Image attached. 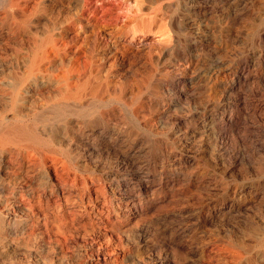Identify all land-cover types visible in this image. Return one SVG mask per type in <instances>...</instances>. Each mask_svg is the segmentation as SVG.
Listing matches in <instances>:
<instances>
[{
	"label": "rangeland",
	"instance_id": "obj_1",
	"mask_svg": "<svg viewBox=\"0 0 264 264\" xmlns=\"http://www.w3.org/2000/svg\"><path fill=\"white\" fill-rule=\"evenodd\" d=\"M7 2L8 0H0V12L6 10V7L8 8ZM45 2L43 5L49 4V0H45ZM91 2L88 6L90 13H92H89L90 16L96 14L97 18L99 17L100 23L105 24L106 28L105 34L101 30L95 29L98 34L96 40L101 50V54L98 57L96 56L98 50H94L90 45L88 32L81 29L76 12L67 6V3L60 4V9L57 12H50L49 10L40 12L41 25L43 26L36 28L48 29L47 35H49V38L56 39L59 44L62 43L63 45L67 44L66 39L62 37L64 29L79 30L81 34L78 41L73 40L67 46L75 47L74 49L82 48L84 50V54H81L80 60L84 62L85 66L91 63L92 60H95L96 68L93 71L90 69V73L88 72L85 80H91L93 77L97 78V80H105L111 88L123 86L125 91L130 94H138L141 91L140 98L135 99L132 103L133 106H138L140 111H142L139 118L140 125L134 126L138 130L140 129L141 135L145 136L147 140L158 142L160 144V151L166 152L164 144H162L165 140L164 137L171 140L176 138L178 136V128H181V131L184 133L186 131L184 141H191V132L195 128L201 129L205 124L204 119H206V116H210V113L215 110L221 111L227 109L228 115H231L230 120L226 121L228 122L226 124V133L218 142H216V139L213 137L214 135L210 132L198 133L194 139L195 141L188 143L184 148L185 150L187 149L186 154L196 156V166L198 168L201 167L202 176L199 178L200 187L198 190H192L188 184H182L172 190H157L154 188L153 191L146 194L136 193L138 197H149L150 201L137 206L136 217L127 220L126 216H122L123 225H126L124 229L129 228L126 232H117L114 233L115 235L105 233V228L108 226V222L105 219L102 220L100 230L93 232L90 227H87L90 225L92 219H99L97 209L101 206V200L95 199L94 191L91 192L92 198H89V196L85 197V204L79 200L74 201L72 199V202H75L74 207L78 208L75 214L70 215L71 218L69 217V221L74 225V228L73 225L69 227L63 225L61 221H46L45 214H41V218L39 217L40 226L34 233H30L29 229L26 230L28 226L23 222L26 216L25 211H18L12 223L3 226L5 227V232H0V264H125L127 260H132V263L127 261L126 264H264V209L260 210V208H264V194H262L264 193V133H261L262 131L264 132V39L260 40L262 37L261 32L264 30V0H224L223 3L216 2L218 3V7H215L213 17L210 19L208 18L209 14L205 15L204 11L207 10L208 6L206 5L208 4L203 0H160L153 3H147L144 0H92ZM143 2L147 6L142 10L141 6L143 7ZM244 3L246 4V8H243ZM10 10L11 12H16L14 8H10ZM135 10L141 14L137 22L142 25V29L126 33L122 30L119 31V29H113L114 26H121L127 14H134ZM244 10L247 15L243 12ZM233 11L238 14L233 15ZM240 12L244 13L243 18L248 17L242 22L236 18ZM227 13L232 14L228 17ZM257 24L259 25L257 26ZM227 35H229V42L226 45L225 38ZM175 38H178L180 41ZM67 39L70 40L69 37ZM208 40L210 41L208 42ZM208 46L212 47L209 48ZM207 49H213L214 51L211 53ZM198 51H201L200 58L203 62L208 64L212 60V57H215L231 64L235 72L237 70L236 67L241 62L248 63L250 65L248 72L251 80L254 82L251 85L252 87L254 86L253 89L251 90L248 87L243 91L244 93L235 92L229 98H223L220 97V81L214 82L209 77H203L200 81L201 85L199 89L208 92L214 88L217 89L218 95L213 98L206 96L202 99H186L181 93V86L184 77L191 74V72L189 71L190 66L184 59H188L194 52L198 54ZM139 53H141L140 56ZM69 55H72V53ZM133 66L134 68H132ZM123 77L126 78L124 79ZM231 77H234V74ZM4 87L7 91L8 86L5 85ZM147 96L152 98L150 102L147 100ZM50 99L52 98L45 97L42 100H38L34 104V108L37 107L39 109L42 103L48 102ZM1 102L6 104V96L0 97ZM5 104H2L4 108L0 107L1 113L5 109H8ZM67 114H69L68 122H70V126L77 127L78 123H82L83 117L80 114V117L78 113L72 116L71 112L68 111ZM56 124L61 125V122H57ZM70 135L74 138L73 134ZM256 135L257 139L255 138ZM251 137H254V139ZM258 145L262 146L261 149ZM252 152L253 154H251ZM172 153H169L170 158H167L165 167H161L163 166L162 155L148 150L146 155L151 160L150 166H154L153 163L156 160L155 166L158 170L153 172L154 168L150 167V174L155 176L154 174H160L166 167L170 168L176 160ZM114 157L113 154L110 156L95 153L91 158L87 159L88 161L86 160L87 166L90 169L86 171L85 166H83L76 167L74 170L81 177L89 176L97 179L101 173L105 174L117 170L115 168L117 167L116 157L115 159ZM173 175L170 174L168 176L164 174L165 180L168 179L167 181L170 182V178ZM4 183L7 185L8 181ZM10 184L13 185V183ZM204 185L207 187H204ZM218 192L221 193L219 194ZM2 195L3 193L0 192V196ZM255 204H258L256 208ZM118 206L121 208L120 211L124 213V210H126L124 209V204L119 203ZM258 206L260 207L258 208ZM106 210L111 212L110 209L104 207V211ZM76 214L78 215L76 216ZM110 216L113 217L114 213L111 212ZM48 233L50 234L49 236L47 235ZM170 233L171 235H169ZM103 237L106 238L103 239ZM243 252L244 256L241 255ZM128 256L133 258L130 259Z\"/></svg>",
	"mask_w": 264,
	"mask_h": 264
},
{
	"label": "bare ground",
	"instance_id": "obj_2",
	"mask_svg": "<svg viewBox=\"0 0 264 264\" xmlns=\"http://www.w3.org/2000/svg\"><path fill=\"white\" fill-rule=\"evenodd\" d=\"M91 1L92 0H49V4L45 6L43 5L44 3H46L45 0H8V2L6 3L8 5V8L6 7L5 8L6 10L0 12V97L6 96V99H7L6 104L3 102L0 103V107L4 108L2 104H5L8 107V109H5L4 112L2 113L0 112V192L3 193V195L0 196V232L1 233L5 232V227L3 226L4 225L6 226L7 224L12 223V220L16 218L18 211H21V210H24L26 213L25 220L23 219L24 220L23 222L26 223V226H28L26 227L27 228L26 230L29 229L30 233H34V231L40 226L39 217L41 214H45L46 221H51V222L61 221L63 222V225L69 227L73 225L70 223L69 217L70 215H74L76 210L78 209L74 207L75 202H72L73 201L72 199H74V201L79 200L80 202L84 203L86 196H89V198L93 197L91 195V192L93 191L95 193V196H94L95 199L101 200L100 208L98 209L96 208L97 211L99 212L98 213L99 219L93 220L91 218L92 221L90 225L87 227H90L93 230V232H95V230H100L102 226L101 225L102 220L105 219L108 222L107 223L108 226L106 228L103 226L106 229L105 233L107 232V233L114 234L117 232L120 233L122 231L126 232L129 228L124 229L126 225L125 226L123 225L122 216L123 215L126 216L127 220H130L136 217L137 206L141 204L142 205L146 204L150 201L149 197L147 196L138 197L136 193L146 194L150 191H153L154 188H156L157 190L158 189H171L172 190L176 188L178 185H182V184H188L192 188V190H195V191L198 190L200 187L199 178L200 176H202V172L200 171L201 167L198 168L196 166V156L186 154L185 152L187 149L185 150L184 148L187 146L188 143H192V141L193 142L195 141L194 139L195 137H197L196 135L198 133L201 134L204 132H210L212 135H214L213 137L216 139V142L220 141L223 135L226 133V124L228 123L226 121L230 120L231 115L230 114L228 115L229 112L227 109H223L221 111L215 110L214 112L210 113V116H206V119H204L205 124L203 127H201V129L195 128L194 131L192 130L193 132H191V136H190L191 141H184V134H186V131L184 133L181 131V128H178L177 130L178 136L176 138L171 140V139H166L164 137L165 140L162 142V144H164L166 152L164 153L163 151H160V148H159L160 144L158 142L147 140L145 136L143 137L141 135L140 129L138 130V128L134 126V125H137V126L140 125L139 118H140V112L142 111H140L138 106L137 107L133 106L132 103L135 99L140 98V94L142 93L141 91L138 94H133V93L130 94L127 91H125L123 86L111 88L109 84L105 82V80L104 81L97 80V78L93 77L92 75L91 76L93 77V79L88 80V81L85 80L90 69L93 71L96 68L95 60H92L91 63L85 66L83 64L84 62L80 60V56L81 54H84V50L82 48L74 49L75 47L72 48L69 45L67 46V44H69L73 40L78 41L80 34H81L79 30L64 29V32L62 33V37L66 39L67 44L65 43L66 45H63L62 43L59 44V42L56 39L49 38V35H47L48 29L36 28V27L43 26L41 25V14H39L40 12L44 10H49L50 12H55V11L57 12V10L59 11L60 9V4L67 3L66 5L72 8L76 12L79 23L81 24V29H84L85 31L88 32L90 43H91L90 45L93 47L94 50H98L96 54V56L98 57L101 54V50L96 40L98 34L95 29L101 30V32L104 33L106 28H105V24L100 23L98 19L99 17L97 18L96 14H93L90 16V14L92 13H90L88 6L90 3H92ZM144 1H146L147 3H153V2H158L160 0H144ZM203 1L208 4L206 6L210 7V8L207 7L206 8L207 10L204 11L205 15L209 14L208 18L210 19L211 17H213V14H214L213 12H214L215 7L217 8L218 3L220 2L223 3L224 0H203ZM245 5L246 4L244 3L243 8H246ZM146 6L147 5L144 3L143 7L141 6V9L143 10ZM10 8H14L16 12L14 11L11 12ZM70 8L68 9L70 10ZM245 10L243 12H245ZM136 11L137 10H135L134 14L132 13L127 14L126 19H124V23L121 26L120 25L114 26L113 29L115 30L119 29V31L121 30L125 31L124 33L136 32L140 28L142 29V25L137 22L141 14H139V12H136ZM230 14L232 13H229L228 17L231 16ZM236 14L238 13L233 11V15H236ZM245 14L247 15L246 12ZM243 16H244V13L240 12L239 16H236V18L240 19L242 22L244 21V19L248 18V17L243 18ZM169 25L171 26V24ZM258 25L259 24H257V26ZM172 27L174 28V26ZM261 33H262V37L261 38L259 37V38L262 41V39H264V30ZM68 37L70 38V40L67 39ZM175 39L177 40L178 38H175ZM209 41L210 40H208V42ZM228 42H229V35H227L225 38V44L227 45ZM208 47L210 48L212 46H208ZM207 50L210 51L211 53L212 51H214L213 49H207ZM71 53L72 55H69ZM140 54L141 53H139V56ZM200 55H201V51L198 54L194 52V54H191L188 59L186 58H185L186 60L184 59V61L187 62V64L190 66L189 71L191 72V74L186 75L184 77L183 84L181 86V93L185 96L186 99H202L203 97H206V96L208 98H213L218 95L216 91L217 89H214V88L210 89L208 92H204L199 89L201 85L200 81L203 77H209L210 79L214 80V82L220 81V86H221V90H220L221 96L220 97H223V98H227V97L229 98L235 92L241 94L248 87L251 90L253 89L254 86L252 87L251 85L254 82L251 80L250 74L248 72V70L250 69V65L248 63L241 62L236 67L237 70L235 72L234 67H232L231 64H228L226 61L212 57V60L207 64L202 61V59L200 58ZM168 56L170 55L168 54ZM129 57H132V56H129ZM128 60L130 61V59ZM132 68H134V66ZM233 74H234V77H231ZM126 77H123V78L125 79ZM5 85L8 86L7 91L4 87ZM45 97L52 98V99L48 100V102L46 101L42 103L39 109L37 107L34 108V104L38 100H42ZM147 100L150 102L152 98L147 96ZM182 102L184 103V101ZM68 111L71 112L72 116L77 115V113L79 117L81 115V117H83L82 123H78L77 127L70 126V122H68L69 121L68 119L69 114H67ZM8 112H11V113H8ZM57 122H61V125L60 124H59L60 126L57 125L56 124ZM261 133H264V132L262 131ZM70 134H73L74 138H72ZM251 138L254 139V137H251ZM255 138L257 139V135ZM258 147H260L261 149L262 146L258 145ZM169 149L171 150L169 151ZM260 149L258 148L259 152H260ZM148 150H152L154 153L156 154L160 153V155H162L161 159H162L163 166L161 167H165L167 158L170 156L169 153H172V152H173L172 154L174 155V158L176 159V160L174 159L175 163H172V165L170 164L171 167L170 168L166 167L165 170L162 171L160 174H154L155 176H153L149 172L150 167H152V169L154 168L153 172H156L158 170L155 166L156 160L153 163L154 166H150L151 160L146 155ZM95 153L96 154L99 153L101 155L107 154L110 156L111 154H113L116 157L117 167L115 168H117V170H114V172L105 173V174L101 173V175L98 176L97 179H93L92 177H89V176L81 177L74 169L76 167H83V166H85L86 171L87 169H90L87 166L88 164L86 160L88 158H91ZM251 154H253V152ZM164 174H167L168 176L170 174H174V175L173 177L170 178L171 181L168 182L167 181L168 179L165 180ZM1 180H4V181H1ZM5 181H8V184H7L8 186L5 185L4 183ZM10 183H13V185ZM205 186L206 185H204V187ZM225 187H226V184H225ZM119 203L124 204L125 206L124 209H126L124 210L125 211L124 213L120 211L121 208H119L118 206ZM257 205L255 204V208ZM104 207H106L107 209H110V211L114 213V216L111 217L110 216L111 212L107 210L104 211ZM259 207L260 206H258V208ZM262 209L264 208L263 207L260 208V210ZM256 210L258 211V209ZM77 215L78 214H76V216ZM228 223L230 224V222ZM73 228H74V225H73ZM66 229H69V228H66ZM251 234H252V231H251ZM47 235L49 236L50 234L48 233ZM169 235H171V233ZM104 238L106 237H103V239ZM230 248H231V245H230ZM156 253H159V252H156ZM108 254H111V253H108ZM241 255L244 256V252ZM128 258L130 257L128 256ZM127 261L132 263V260L130 261L127 260ZM127 261L125 262V264L127 263Z\"/></svg>",
	"mask_w": 264,
	"mask_h": 264
}]
</instances>
